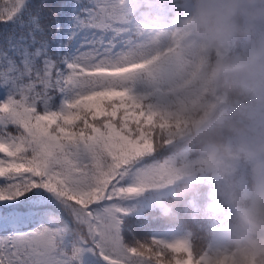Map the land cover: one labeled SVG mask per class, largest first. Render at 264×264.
I'll use <instances>...</instances> for the list:
<instances>
[{
    "label": "snow or ice",
    "instance_id": "6c2138e0",
    "mask_svg": "<svg viewBox=\"0 0 264 264\" xmlns=\"http://www.w3.org/2000/svg\"><path fill=\"white\" fill-rule=\"evenodd\" d=\"M121 3L0 0V264H164V249L209 264L128 227H163L137 194L169 124L146 79L152 37Z\"/></svg>",
    "mask_w": 264,
    "mask_h": 264
},
{
    "label": "clouds",
    "instance_id": "9594fccd",
    "mask_svg": "<svg viewBox=\"0 0 264 264\" xmlns=\"http://www.w3.org/2000/svg\"><path fill=\"white\" fill-rule=\"evenodd\" d=\"M120 6L152 37L146 79L169 124L157 132L156 175L139 186L142 215L196 259L264 264V0Z\"/></svg>",
    "mask_w": 264,
    "mask_h": 264
},
{
    "label": "trees",
    "instance_id": "16d2710c",
    "mask_svg": "<svg viewBox=\"0 0 264 264\" xmlns=\"http://www.w3.org/2000/svg\"><path fill=\"white\" fill-rule=\"evenodd\" d=\"M41 2V0H33V3L34 4H39ZM47 2L49 4H52V5H56V6H59L60 4L62 3H69V2H72V0H47ZM161 225H163V227L161 228H157V229H153L151 230V232L147 229H145L143 227L145 221L141 220V219H138L136 221V217H132L129 219L128 221V227L131 229L132 233H134L138 238H141V237H145V236H149V234H152V233H156V234H163V235H171V233H169L167 230H166V227L165 225L161 222V221H158ZM155 223V221H154ZM134 224V225H133Z\"/></svg>",
    "mask_w": 264,
    "mask_h": 264
},
{
    "label": "rangeland",
    "instance_id": "374dc122",
    "mask_svg": "<svg viewBox=\"0 0 264 264\" xmlns=\"http://www.w3.org/2000/svg\"><path fill=\"white\" fill-rule=\"evenodd\" d=\"M143 203L146 205V208H147V205H149L148 202L145 201V202H143ZM137 220H138V218L136 217V221H137ZM133 225H134V224H133ZM146 237H147V236H145L144 238H146Z\"/></svg>",
    "mask_w": 264,
    "mask_h": 264
}]
</instances>
